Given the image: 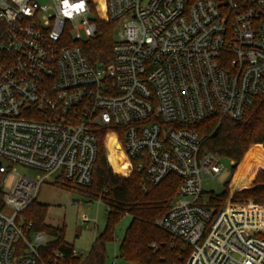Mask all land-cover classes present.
<instances>
[{
    "label": "built area",
    "instance_id": "1",
    "mask_svg": "<svg viewBox=\"0 0 264 264\" xmlns=\"http://www.w3.org/2000/svg\"><path fill=\"white\" fill-rule=\"evenodd\" d=\"M64 12L63 0H0V157L9 161L0 163V264L64 259L60 250L43 259L53 236L22 211L51 175L90 185L104 133L122 137L149 183L179 176L155 224L190 248L187 264H264V206L208 203L204 179L227 167L187 127L240 119L264 92V0H104L103 10L85 0L84 11ZM97 17L119 21L106 65L82 49ZM17 164L39 173L18 174Z\"/></svg>",
    "mask_w": 264,
    "mask_h": 264
},
{
    "label": "trees",
    "instance_id": "2",
    "mask_svg": "<svg viewBox=\"0 0 264 264\" xmlns=\"http://www.w3.org/2000/svg\"><path fill=\"white\" fill-rule=\"evenodd\" d=\"M98 3L103 10L104 0ZM96 21L97 32L82 42V49L91 64L106 65L113 59L119 21L101 17ZM187 127L199 133L202 150L234 161L223 190L211 192L208 203L221 208L231 197L234 202L264 205V92L256 96L240 119L211 115ZM122 143L121 136L104 133L98 146L92 183L76 185L79 187L76 191L90 200L104 202L107 213L106 225L85 258L73 255L74 246L66 240L65 225L53 226L46 222L47 205L35 200L22 211L25 220L33 222L35 229L53 236L41 250L43 259L53 258L54 252L60 250L65 257L59 264H105L107 243L114 240L116 224L130 215L131 221L119 245L120 258L133 264H187L190 248L155 224L174 201L181 181L179 176L171 174L157 185L149 183L145 172L133 168ZM64 182L67 181L57 183ZM231 182L232 188L238 191L231 192Z\"/></svg>",
    "mask_w": 264,
    "mask_h": 264
},
{
    "label": "rangeland",
    "instance_id": "3",
    "mask_svg": "<svg viewBox=\"0 0 264 264\" xmlns=\"http://www.w3.org/2000/svg\"><path fill=\"white\" fill-rule=\"evenodd\" d=\"M42 4L52 5V0H39ZM79 23V20L76 21ZM222 162L228 168L231 166L230 160L223 158ZM0 163L7 165L9 161L0 157ZM264 167V166H263ZM225 169L222 174L214 178L204 179L202 185L205 194L211 192L219 193L224 188V182L229 178L230 172ZM15 172L18 174L36 175L38 171L17 164ZM14 177L11 175L8 180V186L13 182ZM79 189L75 184L64 182L58 184L55 182V176L51 175L40 187L37 195V202L48 206L46 222L53 226H63L66 228V240L73 244L77 251L89 253L91 246L101 232L107 221L106 205L101 200H90L87 196L76 191ZM231 192L238 191V188H232ZM240 202L232 201L229 197L225 203ZM224 203V204H225ZM264 206V205H260ZM87 217V221L84 219ZM131 221L130 215H125L115 226L114 240L107 243V258L105 264H133L119 257V245Z\"/></svg>",
    "mask_w": 264,
    "mask_h": 264
},
{
    "label": "clouds",
    "instance_id": "4",
    "mask_svg": "<svg viewBox=\"0 0 264 264\" xmlns=\"http://www.w3.org/2000/svg\"><path fill=\"white\" fill-rule=\"evenodd\" d=\"M63 6H64V9H65L64 14L66 16L71 17L72 13L74 11L81 12V11L85 10V0H79V3H77L75 5L69 4L68 0H63ZM25 11H26V14H27V10H25Z\"/></svg>",
    "mask_w": 264,
    "mask_h": 264
}]
</instances>
